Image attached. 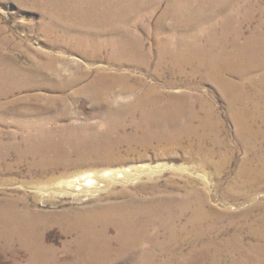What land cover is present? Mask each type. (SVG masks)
<instances>
[{"label": "rangeland", "instance_id": "rangeland-1", "mask_svg": "<svg viewBox=\"0 0 264 264\" xmlns=\"http://www.w3.org/2000/svg\"><path fill=\"white\" fill-rule=\"evenodd\" d=\"M50 3V0H0V30L4 31L0 34V44L9 42L3 53L14 56L21 66H25L29 57L14 49L17 42H22L37 62L45 60L36 56L53 57V68L63 71L60 78L47 76L44 88L31 87L33 83L29 84L30 77L24 73L19 74V81L15 78L13 81V75L9 81L0 78L10 84V88L0 87V204L14 203L20 212L34 215L37 222L45 225L43 243L54 250L59 264H68L74 237L66 234L64 225L75 213L96 209L99 203L134 200L135 205L146 204L158 194L177 202L188 193L199 192L203 197L208 196L209 203L203 207L193 204L192 200L191 205L194 210L203 208L207 215L201 232L205 235L201 238L198 234L197 243L190 242L185 246L182 254L188 257L183 258L184 262L175 259V249L177 253L181 252L178 247L174 249L175 246L169 245L168 230L174 227L176 231L193 214L186 213L182 219L174 216L175 219L164 222L158 218L147 226V232L157 234V244L162 247L164 253L161 254L167 257L166 262L264 264V184L237 200L225 199L221 193L232 186H242V183L235 184V179L243 171L264 168V0H113L109 7L116 17L117 24L113 20L114 25H118L116 31H126L128 36L150 42L145 46L151 49L146 55L152 63L167 52L164 56L169 62L181 60L185 57L182 55L202 62L185 68L187 73L202 71L200 74L174 88L158 82L164 94L190 102L195 106L194 110L200 112L199 120L190 123L192 128L205 122L213 124L212 132L200 131L196 134L198 137L188 134L192 142L182 141V135L187 133L173 130L174 124L172 130L162 131L165 122L158 123L156 141L139 133L138 124L132 125L138 120L124 121L131 118L128 115L116 123V131L109 133V125L97 115V110L103 106L92 103L91 96L79 90L88 85L101 68L110 73L131 74L134 78L140 75L147 87L154 86V67L145 71L116 65L115 60L121 59L130 64L144 61V57L132 54V48L123 54L121 48L127 41L122 37L111 39L110 45L115 50L111 61H96L90 53L50 47L51 40L40 26L44 19H52L50 22L56 19L49 11ZM41 16H44L43 21ZM158 24L164 25L158 32L170 51L153 52L151 48ZM215 71L227 85L225 93L219 91L220 84L213 79L203 81L204 73ZM73 75L86 79L72 87L66 81ZM180 79L175 75L172 80L180 82ZM18 82H28L31 88L17 91ZM125 97L123 102L135 98L130 94ZM139 111L142 110H137L136 115L140 118ZM240 112H246L244 115L248 118L243 123L254 130L258 137L254 141L247 137V132L240 134L237 128L233 114ZM184 122L181 120L182 126ZM181 123L175 125L181 126ZM171 136L177 139L176 144L168 142ZM203 138L206 139L201 143ZM200 143L206 145L205 148L201 149ZM153 170L158 172L154 175ZM105 172L119 173L123 178L114 183L104 175ZM87 177L90 178L84 182ZM76 179H81V183L70 190L66 182ZM101 199L106 201L101 202ZM141 217L137 216L142 225L150 220ZM165 222L167 229L163 228ZM198 226L191 225L188 230ZM113 228L114 224L110 229ZM27 261L28 254L20 249L17 238L10 243L0 242V264H27ZM109 261V264H138L122 257L117 259L114 255Z\"/></svg>", "mask_w": 264, "mask_h": 264}, {"label": "bare ground", "instance_id": "bare-ground-1", "mask_svg": "<svg viewBox=\"0 0 264 264\" xmlns=\"http://www.w3.org/2000/svg\"><path fill=\"white\" fill-rule=\"evenodd\" d=\"M111 1L113 2V0H101V1L50 0L51 3L50 6H48L49 11L50 13L54 14L56 19H53L54 21L52 22H50L52 19L50 21L48 19H44V23L40 24L41 29L44 30V32L51 40L52 46L50 47L62 48L63 50L66 49L78 50L83 54L90 53L94 57L93 58L94 60L96 59V61L97 60L103 61L107 59L108 60L113 59L111 58L112 56L111 54L114 53L115 50L112 47L113 45H110L111 39L114 37H118V39L119 37H122V39H125L127 41L122 45V48L120 47L123 51V54H125L126 51H129L130 48H132L131 50L132 54L137 53L138 56L144 57V61L142 62L139 61L138 64H134L130 60L131 62L130 64L128 61H123L121 59V61L115 60L116 62L114 63H116V65L119 66L129 65L130 68H135V69L143 68L145 71L149 70L150 66H152L154 67L152 79L156 81L157 84L154 82L155 83L154 86L151 85L147 87L145 85L146 83H144V78L143 79L140 78L141 77L140 75H139L140 77L138 76L139 78L137 76H136L137 78H134L135 76L133 77L130 74V72H128L130 75L128 74L120 75L116 72L110 73L105 69L102 70L101 68L100 71L97 72V76L93 78L91 82H88V85H86L83 89L80 90L77 89L76 92H78V90L79 92L82 90V93H85V95L88 93V95L91 96L90 99H92L91 101L92 103L94 104L96 103L100 106H103V108L101 107L100 109L97 110V115H101L106 121V123L109 125V127H107L109 133H112L116 129V127H118L116 126V123H120V120L126 115L130 116L131 118L129 119L126 118V120L124 121L138 120L137 123H134L132 125L138 124V126L136 127L139 133L146 134L148 135V137H153L155 138L156 141H157V137L155 133L158 132L157 127L159 126L158 123L160 122L166 123V127L163 128L162 131L172 130V125L174 124L173 130H175L176 132L187 133L186 135L185 134L182 135L184 136L182 141H184V139L189 140L188 134L193 136V134L196 135L200 131L201 132L204 131L203 133L212 132L213 124L211 122L200 123L199 127L195 126L194 128H192L190 126V123L199 120L198 115L200 112H196V110H194L195 106L190 102H186L184 100L178 99V97L169 94H164L163 91L161 90L162 91L161 92L158 87V82L162 81L167 88H174L180 85L181 83H184L186 79H190L192 76L194 77L200 74L202 71H200V73L193 72L194 74L187 73L186 72L187 70L185 68L190 65L195 67V65H198L197 62H199V64L202 62L196 59H195L196 61L192 60L191 58L188 59V55H182L185 57H183L181 60H176V62L175 60L169 62L170 60L169 61L166 60V58L168 57L164 56L167 55L168 52L162 54L161 57L159 56L160 58L159 60H157L155 64L149 61L146 54L151 49L150 50L147 49L145 44L148 43L150 44V42L146 43L142 38L139 39L137 37L134 38L132 36H128L126 34V31L124 32L116 31L115 28H118L117 27L118 25L117 26L114 25V23L116 22L114 19L116 17L112 15L111 13L112 11L111 12L109 11L110 10L109 7L112 4ZM139 5L136 6L139 7ZM99 6L102 7L104 6L105 9L103 7L104 10H101L102 8ZM41 17L43 21L44 16ZM113 20L115 22H113ZM59 21L66 23V25L59 23ZM163 28L164 25L158 24L156 26L157 33L154 32L153 35L154 38H152L151 41L152 43L151 48L153 52L170 51L168 44L166 43L164 38L160 37L161 33L158 32V30H161ZM2 33H4V31L0 30V34ZM8 44H9L8 41H2L0 44V70H1L0 78L4 77V81H9L12 75H13L12 77L13 81L14 78L17 81H19L20 80L19 74L24 73V75L30 77L29 84L31 85L33 83L31 87L44 88L45 87L44 82L47 80L46 78L47 76H55L59 78L63 76V71L53 68V63H54L53 57L50 56L47 57V55L36 56V57H41L42 59L45 60V62L39 63L35 60V57L29 53V50L26 47V45L22 44V42H17L14 45V49L17 52L24 53L29 57V59H26V65L21 66L20 61L17 58H15L12 55L11 56L5 55L3 53V51L5 50L6 46H8ZM140 57L138 58L140 59ZM243 59L245 60V58ZM175 70H177L178 72H175ZM208 71H214V70L209 69ZM166 72L167 73L171 72L169 73L170 75L168 77L169 78L168 80H167ZM179 73L181 75H179ZM175 75L176 76L178 75L182 79V81L176 82L175 80H172ZM203 75H204L203 77L204 82L213 79L215 82L220 84L219 91L222 90L221 92L225 93V88L227 87V85L222 83L221 75L217 74L216 71L214 73L213 72L204 73ZM87 76L88 75L86 74L85 77ZM85 77H81L80 75L79 76L73 75L72 77L68 78L69 79L68 81H66L68 82L67 85L75 87L78 84H81L83 78ZM4 81L0 80V87H2L3 85L8 87L10 85ZM23 83L24 84L18 82V84L15 86V89L19 91V90H23V89L26 90L31 88L30 85L27 84L28 82L27 83L23 82ZM129 94L135 97L134 98L135 102H133L134 100L131 101L132 103L123 102V100L126 101L125 96ZM202 109L203 106H201L200 110ZM137 110H142L141 112L139 111L141 113L140 118L136 115ZM207 113L208 115H210L211 113L210 110H207ZM245 113L246 112L234 113L233 116L236 117L235 118L237 120L236 124L238 130L240 131V134H246L247 132L248 133L247 137L254 141L257 137L254 130L252 128L251 129L248 128L249 126L247 125L248 126L247 127L243 123V121H245L248 118L244 115ZM181 120H185L183 126ZM175 123L178 125L179 123H181V126H177L175 125ZM179 138H181V136ZM171 139L168 141L169 143H173V144L177 143V139L175 140V137L171 136ZM204 139L206 138L200 139V142L201 141L203 142ZM189 141L192 142L191 140ZM201 143H200L201 149L205 148L204 146L206 145ZM187 145L190 144L187 143ZM156 172L158 171L153 170L152 174L155 175ZM104 175L114 183H116L117 180H119L120 178H123L120 177L121 174L119 175V173L112 174L110 172L109 173L105 172ZM89 178L90 177L84 178V182H86V180ZM79 183H81V179L68 181L66 182V185L69 186L71 190L73 188L75 189V187H77ZM239 183H242L243 185L242 186L235 185L232 186L230 189H225L224 192H221L222 196L228 200L231 199L237 200L241 195L243 197H246L247 193L249 194L256 189H259L258 188L259 185L264 184V168L257 170L250 169L243 171L241 175L235 179V184H239ZM104 200L105 199H101L100 201L104 202ZM174 200L175 199L173 198H168V196H162V195L159 196L158 194L156 197L150 200L149 203L146 204L135 205L134 200H128L125 202H118V203H114V202L99 203V206L96 209L75 213L72 216L70 222L67 225H64L66 234L74 237L72 243L74 245V249L72 251L73 253L68 255V258H70L68 264H105V263L107 264L110 257H112L113 255L116 256L117 259L122 257L126 260H130L133 261V263L136 262L138 264H158V262L159 264H168L166 262L167 257L164 254L163 255L161 254V252L163 251L162 247H160L157 244L158 242L157 234L152 233L151 231L147 232V226L152 222V220L158 218H160L162 222H164L169 218H174V216L177 217V219H182L186 217V213L188 215L191 213L193 214V216L191 215L192 217L186 219V223L181 227H179L176 231L174 230V227H169L170 229L168 228L169 229L168 232H170V237H169L170 240H168L170 242L169 245L175 246L173 247L174 249L178 247V250L181 252V253H177L176 249L175 252L172 250L174 252L173 254L175 255V259L176 260L179 259V261L184 262L183 258L188 257V256L184 257V255L182 254V252L186 250L185 246H187V244H189L190 242L197 243L198 241L196 240L198 234H200L201 238L203 235H205L202 234L201 232L203 230V223L207 219V215L204 212V209L198 208L197 210H194V207L191 205V201L193 200L192 201L193 204L197 203L198 205L206 207L207 204L209 203V199L208 196L205 195V197H203L199 194V192L193 191L192 195L188 193L187 196H184L183 198L177 200V202H175ZM136 202L139 203L140 201L137 200ZM212 214L216 215L214 212H212ZM140 215L142 217H148L150 220L147 221L146 223L143 222L144 224L142 225L141 222L138 223L137 216ZM113 224L115 225V228L110 229L111 225ZM165 224L166 222L163 224V228L167 229ZM197 224L199 225L197 229L188 230L189 226L193 225L196 227ZM44 226L45 225L43 223L37 222L36 217L34 215L25 214L17 210L14 203L7 204L6 206H2L0 204V242L5 241L7 243H10L13 238H17L20 242V249L28 254L27 264H59L58 263L59 261L54 257V250L51 249L50 247H47L43 243L44 240H42V234L45 230L43 229ZM192 254L193 253H191V256H189L190 260L193 257ZM193 260L195 261V259ZM202 263L205 264V262Z\"/></svg>", "mask_w": 264, "mask_h": 264}]
</instances>
